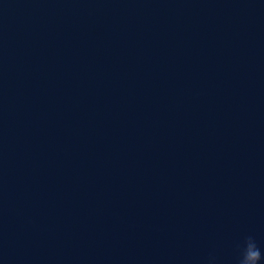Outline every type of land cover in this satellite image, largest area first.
<instances>
[{"label":"water","instance_id":"obj_1","mask_svg":"<svg viewBox=\"0 0 264 264\" xmlns=\"http://www.w3.org/2000/svg\"><path fill=\"white\" fill-rule=\"evenodd\" d=\"M249 235L264 0H0V264H237Z\"/></svg>","mask_w":264,"mask_h":264},{"label":"clouds","instance_id":"obj_2","mask_svg":"<svg viewBox=\"0 0 264 264\" xmlns=\"http://www.w3.org/2000/svg\"><path fill=\"white\" fill-rule=\"evenodd\" d=\"M262 259L264 257H262L261 249L255 238L251 235L247 236L244 239L243 246L240 247L237 264H259Z\"/></svg>","mask_w":264,"mask_h":264}]
</instances>
